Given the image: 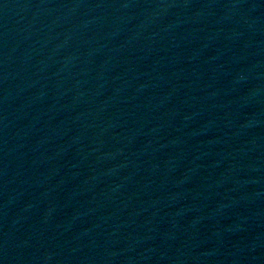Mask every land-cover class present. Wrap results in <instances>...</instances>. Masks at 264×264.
I'll return each instance as SVG.
<instances>
[{
  "label": "water",
  "instance_id": "1",
  "mask_svg": "<svg viewBox=\"0 0 264 264\" xmlns=\"http://www.w3.org/2000/svg\"><path fill=\"white\" fill-rule=\"evenodd\" d=\"M0 264H264V0H0Z\"/></svg>",
  "mask_w": 264,
  "mask_h": 264
}]
</instances>
